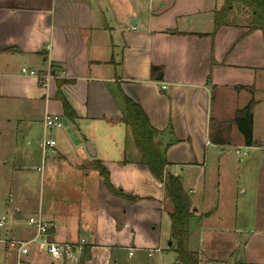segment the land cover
I'll list each match as a JSON object with an SVG mask.
<instances>
[{
	"label": "crops",
	"instance_id": "0c3cea01",
	"mask_svg": "<svg viewBox=\"0 0 264 264\" xmlns=\"http://www.w3.org/2000/svg\"><path fill=\"white\" fill-rule=\"evenodd\" d=\"M157 1L0 0V102L18 108L16 114L10 111L12 123L25 122L22 115L29 111L40 115L38 144L43 135L56 141L49 154L40 151L49 164L37 166L43 176L38 207L15 203L14 217H22L25 208L50 223L51 239H86L83 251L68 259L54 258L34 242L26 254L4 247L5 264H17L19 258L25 264H79L84 250L82 264H167L163 233L168 229L173 246L172 205L164 181L140 161L131 130L121 120L126 97L140 104L157 130L155 140L167 161L164 172L180 177L202 232L219 227L210 219L222 214V177L232 157L227 148L264 151V141L254 136L260 100L255 93L264 87V42L261 30L246 31L249 12L232 7L228 24L214 31V11L224 0H160L156 7ZM152 65L161 66L160 79L151 77ZM23 66L36 74L23 72ZM58 87L74 119L64 116ZM251 98L256 101L254 143L247 145L232 118ZM46 114L62 120L56 133L47 131ZM34 116L28 115L22 139L33 136ZM11 134L16 143V133ZM0 135L9 136L3 130ZM30 157L24 148L22 162ZM97 162L115 188L139 199L112 194ZM257 170L260 196L264 171ZM44 184L47 194L53 191L45 203ZM228 192L231 196L232 188ZM29 226L17 240L35 236L36 228Z\"/></svg>",
	"mask_w": 264,
	"mask_h": 264
},
{
	"label": "rangeland",
	"instance_id": "374dc122",
	"mask_svg": "<svg viewBox=\"0 0 264 264\" xmlns=\"http://www.w3.org/2000/svg\"><path fill=\"white\" fill-rule=\"evenodd\" d=\"M159 3L160 0L156 2V7ZM190 5L192 4L190 3ZM194 20L195 18H193ZM255 96L260 100L257 101L254 108V136L263 142L264 87L260 89L259 93H255ZM2 106L0 102V130L9 135H0V216H6V223L0 225V264H5L8 262V256L4 247H9L11 250L17 247V244L10 245V241L21 239L24 229L31 228L27 223L31 211L27 209L38 207L40 193H42L40 185L43 176L37 166L48 165L49 157L46 160L42 158L39 140H37L43 125L40 115L37 118L35 113L29 111L25 116L22 115V118L26 119L25 122L23 120L19 123L14 120L12 123L8 121V118L11 112L18 113V108ZM36 111L37 108L32 110V112ZM28 115H35L34 118H37L31 120L34 128L33 136H30L29 139L27 137L22 139L26 135L25 126ZM63 122L65 125L67 120L63 118ZM49 130L52 133L58 131L57 129H47V131ZM12 131L17 136L16 143L13 144L11 143ZM81 144L82 147L85 145L83 139ZM24 148L29 150L31 157L29 161L22 162ZM236 148L233 146L227 148L232 157L230 167L222 177L225 186L221 206L222 214L218 219H210V221L216 222L214 225L219 226L218 230L202 232L198 223L200 216L195 214L191 218L189 245L190 249L198 251L204 256L201 264H264V187L260 191V196H258L256 187L257 169L261 168L264 171V151L254 148V146L247 148L241 145L238 148L240 153H238ZM240 155L241 160L239 159ZM227 185L229 189L232 188L231 196L228 194ZM242 188L245 190L243 191ZM46 189L47 184H44V203L49 199L48 194L53 192L50 191L47 194ZM21 201H25L27 209H23L22 217L16 218L14 217L13 204L21 203ZM164 232L167 264H181L176 259L174 245L169 246L168 244V229H165ZM202 233L204 235L201 241ZM157 256L158 254L154 253L153 258H157Z\"/></svg>",
	"mask_w": 264,
	"mask_h": 264
},
{
	"label": "trees",
	"instance_id": "16d2710c",
	"mask_svg": "<svg viewBox=\"0 0 264 264\" xmlns=\"http://www.w3.org/2000/svg\"><path fill=\"white\" fill-rule=\"evenodd\" d=\"M234 6L242 7L249 12L250 22L246 26V31L254 29L261 30L264 42V0H224L221 7L214 11V31L220 26L228 24V12ZM150 73L152 78L160 79L162 77L161 66L152 65ZM240 87H242V85L237 86V88ZM246 88L251 90L250 87ZM56 97L62 103L64 116L69 119H74L76 113L70 103L62 95L59 87ZM255 102L256 101L251 98L244 107L236 109V114L232 118V122L237 125L239 131L243 134L244 141L247 145H252L254 143L252 138V120ZM121 120L127 124L131 130L140 155V161L146 164L154 177L164 181L166 196L172 205V210L169 212L170 237L175 243L173 248L176 250V259L179 260L181 264H201L199 252L190 249L188 245L189 223L194 213L191 201L183 188L180 177L164 172L167 161L164 150L159 147V143L155 140L157 130L150 124L149 118L140 104L129 97L125 98V111ZM96 170L102 176L106 188L112 194L125 197L132 202L139 199L137 196L124 193L121 188H115L109 180V173L100 162L96 163ZM84 252L79 260V264L83 263L85 257Z\"/></svg>",
	"mask_w": 264,
	"mask_h": 264
},
{
	"label": "built area",
	"instance_id": "2783aa9c",
	"mask_svg": "<svg viewBox=\"0 0 264 264\" xmlns=\"http://www.w3.org/2000/svg\"><path fill=\"white\" fill-rule=\"evenodd\" d=\"M132 28L135 26L132 25ZM23 72H28L29 74H36L35 70L27 69V67H22ZM46 76H50V73H48ZM163 87H165V84H163ZM44 123L46 124L45 127L47 129H56L62 127L63 123L59 116L54 114H46L44 117ZM56 144V141L51 136L43 135L42 139L40 140V147L43 152V154L48 153L52 147ZM239 148V147H238ZM236 148V151L240 153V150ZM39 170L42 169V167H38ZM27 222L32 225L34 228H36V234L34 237L27 241H20V240H13L10 242L11 245L17 244V249L20 254H26L29 252L28 244L31 242L36 243L38 248L46 253H48L50 256L54 258H64L68 259L73 256L74 253H81L86 245V239L84 237H79L76 241H56L49 237L48 229L50 227V223L43 219L41 214L37 213L34 215H30L28 217ZM6 223V216L1 215L0 216V225H4ZM19 263L17 264H25L19 258Z\"/></svg>",
	"mask_w": 264,
	"mask_h": 264
},
{
	"label": "water",
	"instance_id": "95a60500",
	"mask_svg": "<svg viewBox=\"0 0 264 264\" xmlns=\"http://www.w3.org/2000/svg\"><path fill=\"white\" fill-rule=\"evenodd\" d=\"M86 148H87V151H88L91 155H93V156L95 155V152H94V149H93L91 143H87V144H86ZM169 244H171V240L169 241Z\"/></svg>",
	"mask_w": 264,
	"mask_h": 264
}]
</instances>
